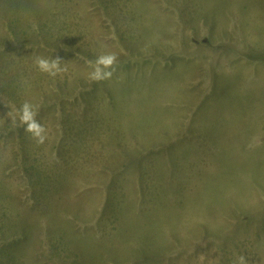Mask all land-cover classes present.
<instances>
[{"label": "rangeland", "instance_id": "rangeland-1", "mask_svg": "<svg viewBox=\"0 0 264 264\" xmlns=\"http://www.w3.org/2000/svg\"><path fill=\"white\" fill-rule=\"evenodd\" d=\"M0 264H264V0H0Z\"/></svg>", "mask_w": 264, "mask_h": 264}, {"label": "bare ground", "instance_id": "bare-ground-1", "mask_svg": "<svg viewBox=\"0 0 264 264\" xmlns=\"http://www.w3.org/2000/svg\"><path fill=\"white\" fill-rule=\"evenodd\" d=\"M189 4V3H188ZM198 5V4H197Z\"/></svg>", "mask_w": 264, "mask_h": 264}]
</instances>
